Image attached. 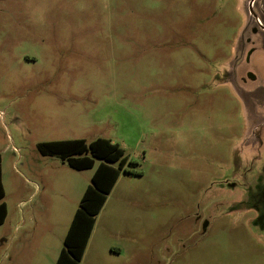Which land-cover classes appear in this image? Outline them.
<instances>
[{"label":"rangeland","instance_id":"rangeland-1","mask_svg":"<svg viewBox=\"0 0 264 264\" xmlns=\"http://www.w3.org/2000/svg\"><path fill=\"white\" fill-rule=\"evenodd\" d=\"M0 0V264H55L112 138L130 161L81 264H264V0ZM78 156V155H77Z\"/></svg>","mask_w":264,"mask_h":264},{"label":"trees","instance_id":"trees-1","mask_svg":"<svg viewBox=\"0 0 264 264\" xmlns=\"http://www.w3.org/2000/svg\"><path fill=\"white\" fill-rule=\"evenodd\" d=\"M38 148L45 155L62 157L76 169L91 168L96 164V159L100 160L92 176V183L86 188L75 212L64 240V246L55 263L81 264L95 227L96 217L103 208L108 194L117 183L121 172L124 169L132 172L127 168V164L132 161L120 143L108 137H98L91 142L85 138L43 141L38 144ZM5 195L0 152V225L6 221L8 216Z\"/></svg>","mask_w":264,"mask_h":264},{"label":"flooded vegetation","instance_id":"flooded-vegetation-1","mask_svg":"<svg viewBox=\"0 0 264 264\" xmlns=\"http://www.w3.org/2000/svg\"><path fill=\"white\" fill-rule=\"evenodd\" d=\"M254 3H255V0H251V5L253 6L254 5Z\"/></svg>","mask_w":264,"mask_h":264},{"label":"crops","instance_id":"crops-1","mask_svg":"<svg viewBox=\"0 0 264 264\" xmlns=\"http://www.w3.org/2000/svg\"><path fill=\"white\" fill-rule=\"evenodd\" d=\"M2 172H3V169H2ZM89 242H90V240H89ZM89 245V244H88ZM61 251V250H60Z\"/></svg>","mask_w":264,"mask_h":264}]
</instances>
